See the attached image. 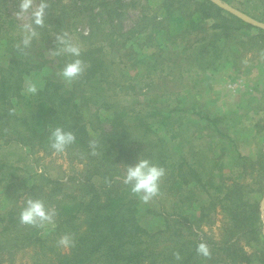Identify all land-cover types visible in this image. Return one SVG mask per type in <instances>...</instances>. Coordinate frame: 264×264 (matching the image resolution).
<instances>
[{"label": "trees", "instance_id": "1", "mask_svg": "<svg viewBox=\"0 0 264 264\" xmlns=\"http://www.w3.org/2000/svg\"><path fill=\"white\" fill-rule=\"evenodd\" d=\"M221 1L225 4L230 3V0ZM164 2V7L170 15L172 9L179 11L177 6H180L184 9L183 14L189 12L188 20L195 18L199 23L209 25V30H213L208 42L200 44V50L203 49V52L199 55L200 57L201 54L204 55L201 60L205 65L199 66L200 70H188V65H181L179 74L182 78L185 74L200 75L199 71L215 67L212 65H215L222 54L217 43L222 40L226 44L234 42L239 32L246 27H252L211 0H165ZM106 6L108 19L111 23L117 20L114 25L115 28H119V19L123 15L122 8L125 4L122 0H112ZM3 11L0 10V38L6 37L8 33L5 28L8 23L4 21V16H7ZM183 18L186 19L187 16L183 15ZM74 25V19L59 18L50 29L43 31L37 29L39 36L28 48H24L21 44L12 46V50L9 51L12 55L9 67L0 71V108H2L0 136L8 137L5 144L7 146L14 144L23 150L34 152L37 147L41 149L49 147L50 128L63 127L73 131L77 139L76 143L69 147L82 163L85 162L83 165L86 168L84 179L78 182L79 187L76 188L80 192L76 195L67 194L63 179L53 177L48 172L35 174L38 180H43L42 184L47 183V187L50 188L45 203H49L48 208L54 207L57 211L54 228L36 229V225L20 222V211L5 212L0 209V238L11 243L12 250L38 245L46 249L45 253H47V250L56 251L55 244L58 243V238L70 237L69 252H55L54 264H217V260L215 262L213 257L220 251H225L224 254L233 264L246 261L249 263V256L239 247V239L243 236L249 238L248 245L256 242L264 252L260 214V200L264 194V153H260L257 165L255 161L249 160L252 170L257 166L261 169L256 181L258 188L253 192L247 191L236 179L224 178L217 185L213 175L222 171L218 158L208 156L209 166H207L200 157L196 156L194 163L189 164L184 155L171 153L164 143L165 140L158 136L159 128L155 127H161L167 135L171 134L174 128L170 123L173 120L171 115L173 110L168 106H159V102L164 103L162 100L169 97L158 93L162 90L161 84L164 85L167 80H171L173 66L181 60V58L176 60L175 56L178 58L182 54L176 53L177 49L172 48L170 43L153 44L152 48L156 52H153L150 58H155L157 65L151 68L152 70H147V75H143L140 72L143 69L142 63L134 61L126 64L122 62V56L114 55L115 52L108 56L110 49L118 48L106 50L105 44L92 42L93 38H98L103 33L102 31L79 38L74 33ZM153 27L165 29L164 23H157ZM63 31H68L74 38L81 39L83 51L80 58L86 65L85 72L72 82V90L68 93H63L57 82L49 81L42 91L28 99L25 98L21 94L23 79L50 63L44 58L47 49L51 48L54 51L55 57L59 60V64L56 65L59 70L72 59L66 54L56 53V34ZM193 31L194 27L190 24L189 28L182 31L180 37L171 38V42L177 44L183 42L182 40L190 36L187 34ZM3 32L5 34H1ZM114 33L110 32L103 39L106 41L111 37L116 41L112 47L119 45L122 39L128 36V34L122 35L121 32L117 34V30ZM170 53L173 55L169 56ZM154 55H159L160 59L156 60L157 57ZM183 58L186 62L191 56ZM160 63L163 64L162 72L165 75L155 74L159 70ZM131 70L135 71L136 75L131 76ZM144 89H148L151 93L148 102H138L130 108L119 105L120 97L140 96L143 95ZM98 97L101 99V108L110 112L107 118L109 130L103 128L104 122L96 114L97 123L100 125L94 126V122H90L96 132V135L92 136L88 124L81 115L78 101L83 100L86 105ZM13 99L20 101L16 108L11 103ZM174 111L183 110L175 108ZM203 119L213 124L217 136L223 138L226 136L218 126L223 119H211L209 115L203 116ZM12 121L22 123L23 130L13 128ZM152 135L157 138V142L150 140ZM93 140L95 149L89 146ZM139 158H149L166 169L158 195L164 199L163 215L166 222L165 230L161 232H150L142 226L140 198L131 194L128 186L123 184L122 169L126 170V165L136 163ZM238 158L240 163L248 161L241 155H238ZM6 170L10 173H5ZM19 170L20 168L15 167L14 164L0 163V186L5 184L6 188H18L17 184L22 178L18 175ZM7 176L9 177L6 178ZM228 181L233 184L228 186L226 184ZM43 189L40 188L41 191ZM36 190L38 188H32L31 193ZM250 193H254L255 196L252 197ZM204 195L209 197V209L207 210V207L199 209L200 221L205 218L207 212L214 211L218 206L229 217L227 230L220 243L215 244L212 241L205 243L199 237V233L187 236L183 230L184 226H197V229H200L199 224L193 221L195 216L188 212L189 202L190 200L198 202ZM57 198L61 200L57 201ZM146 212H150V209L148 208ZM190 236H194L195 239L191 240ZM50 241L51 247L46 245ZM200 243L208 246L210 256L204 257L197 252ZM163 244L168 245L160 249ZM3 245L5 243L2 244L0 241V251L5 250ZM0 264H3L2 261Z\"/></svg>", "mask_w": 264, "mask_h": 264}, {"label": "rangeland", "instance_id": "2", "mask_svg": "<svg viewBox=\"0 0 264 264\" xmlns=\"http://www.w3.org/2000/svg\"><path fill=\"white\" fill-rule=\"evenodd\" d=\"M112 0H48V9L46 14V22L43 27H36V30L50 29L56 24L59 18L70 19L75 22L74 33L79 38L88 37L90 34L102 31L98 38H93L92 42L106 45L110 49L108 56L115 52V56H122V62L131 64L132 62H140L143 64L141 71L143 75H147L146 71L152 70L155 65V58L151 59L150 55L156 52L152 45L170 43L172 48H176L181 57L173 66L170 75L171 80L162 85V90L158 94H166L159 106H168L173 112L171 113L173 120L170 123L174 126L171 134L167 135L165 130L159 128L158 136L165 140L167 149L171 153H179L185 156L189 164H193L196 156L208 165V156L218 158L221 172L215 173L214 181L218 185L222 179H236L240 184L244 185L247 191H255L258 188L256 181L261 174L260 166L252 170L249 160L255 161L257 165L260 153H264V0H230L229 4L223 3L221 0H211L215 4L228 10L232 14L241 18L252 27H246L238 33L237 39L226 44L224 40L217 43L218 48L222 51L221 57L216 61L215 67L199 71L197 74H185L180 76V66L188 65V70H200L199 66L205 63L201 60L204 55L203 49L200 50V44L208 42L212 29L204 23H199L195 18L189 19V12L184 13V9L177 6L179 11L171 12V16L164 7L165 0H122L125 7L122 8L123 15L119 19L120 26L115 28L114 23L108 19V9L106 4ZM0 10L4 16V21L8 23L6 28L7 36L0 38V71L9 67L12 55L9 53L12 46L21 44L23 36V27L30 23V13H19V0H0ZM101 15V17H100ZM183 15L187 18H183ZM181 17L183 19H181ZM185 20V21H184ZM157 23H164L163 28L153 27ZM190 24L194 27V31L183 42H171V38L180 37L185 28H189ZM154 28V30H152ZM122 35L128 34L126 39H122L119 45H115L116 41L107 37L110 32ZM135 30V31H134ZM1 34H5L4 32ZM115 34V33H114ZM116 35V34H115ZM209 36V37H208ZM77 39L82 44L81 39ZM51 40V39H50ZM53 40V39H52ZM188 40V41H187ZM45 60L50 63L46 67L33 72L31 75L25 76L23 79L21 94L25 98H30L32 94H25L24 89L26 83L31 81L38 86V92L45 88L49 81L57 82L61 86L63 93L72 90V83L64 81L59 75V69L56 65L59 60L55 57L54 51L49 48L44 52ZM173 55V53H170ZM156 60L160 59L159 55H154ZM189 61H183V57H189ZM35 60V59H34ZM40 60V59H38ZM184 62V63H183ZM53 63V64H52ZM189 64L190 67H189ZM159 70L155 74L165 75L162 72L163 64L160 63ZM131 76L136 72L131 70ZM159 82V81H158ZM139 87V85H138ZM37 92V93H38ZM167 92V93H163ZM87 94V93H85ZM143 95L140 96H122L118 99L120 106L130 108L138 102L145 103L150 99L151 93L148 89H144ZM36 95V94H35ZM82 95V93H81ZM100 97L92 99V102L84 105V101H78L81 106V115L88 124L89 132L92 136L96 135L94 126H98L96 114L103 120V128L109 130L107 118L110 112L101 108ZM166 100V101H164ZM20 102V101H18ZM18 102L13 99L12 104L16 108ZM176 110H183L176 112ZM2 108H0V111ZM18 109V108H17ZM200 114V115H199ZM209 115L211 119H223L219 123V127L226 135L224 138L219 137L214 132L212 123L205 122L203 116ZM96 116V117H95ZM130 122V121H129ZM130 124H133L130 122ZM11 126L15 129L23 130L22 123L11 122ZM1 127V124H0ZM101 127V126H100ZM12 137V136H10ZM231 138V139H229ZM8 137L0 136V163L20 168L18 175L22 177L18 184V188H6L3 184L0 186V209L5 212L17 210L21 211L24 201L28 198L41 199L45 202L46 195L50 192L47 183L42 184L43 180H38L35 174H45L48 172L53 177H60L65 184L64 189L68 194H78L80 191L78 182L84 179V161L78 158L72 148L69 147L64 154H53L49 147L35 148L34 152L23 150L16 145H5ZM154 135L150 140H155ZM232 140V142H231ZM200 152V153H199ZM199 153V154H198ZM238 155L244 156L248 161H239ZM43 168V172L38 169ZM123 173L125 169H122ZM236 173L233 174L232 172ZM5 173H10L6 170ZM242 176H239V175ZM7 176L6 178H8ZM43 178V177H42ZM228 186L233 182L228 181ZM248 186V187H246ZM32 188L38 190L31 193ZM40 188H44L43 191ZM65 193V194H66ZM255 196L254 193H250ZM193 196H190L192 200ZM258 198V197H257ZM57 201L61 198H57ZM189 202V214L194 215L193 220L197 226H184L183 230L187 236L192 233H199V237L205 243L212 241L220 243L223 240L225 231L229 224V217L220 209V206L212 212H207L205 218L200 221V208L207 207L209 209V197L203 196L198 202ZM261 201V219H262V235L264 236V194ZM46 206L49 203H45ZM140 218L142 226L150 232H161L165 230L166 222L163 215L164 199L162 196L154 197L148 203L140 200ZM150 212H146L147 209ZM54 211L53 220L50 224L43 227L36 225V229L54 228L56 224V213L54 207H50ZM195 227V228H193ZM55 244L56 251L45 253L46 249L41 246H28L18 250H12L11 243L0 238L2 244L5 243V250L0 251V261L3 264H45L56 263L57 253H68V246L65 247L59 243ZM194 240V236H190ZM249 238L240 237L239 247L243 248L249 256V263L236 264H264V252L260 250V245L252 242L247 244ZM52 246L51 241L46 244ZM54 245V244H53ZM168 244H163L160 249ZM219 253V254H218ZM216 252L213 257L217 264H233L226 257L225 251ZM242 260V259H239Z\"/></svg>", "mask_w": 264, "mask_h": 264}, {"label": "clouds", "instance_id": "3", "mask_svg": "<svg viewBox=\"0 0 264 264\" xmlns=\"http://www.w3.org/2000/svg\"><path fill=\"white\" fill-rule=\"evenodd\" d=\"M48 0H19V13H30V23L23 27V36L20 41L24 48H28L39 33L36 27H43L46 22ZM209 23H212L209 21ZM57 48L56 53L66 54L72 59L66 63L59 71L58 75L66 82L72 83L78 79L86 70L82 55V45L68 31L56 34ZM25 94L35 95L38 86L28 81L24 89ZM76 135L73 131L63 127L50 128L49 147L53 154H64L69 146L76 143ZM91 148L95 149V141H91ZM43 172V168L38 169ZM166 175V169L149 158H139L136 163L126 165L123 174V184L128 186L131 194L138 196L141 201L148 203L160 194L161 180ZM54 211L49 209L43 200L28 198L24 201L20 211V222L27 225H39L43 227L50 224L53 220ZM59 243L65 247L71 244L70 237L64 236ZM197 252L204 257L210 256V251L205 243H200ZM177 259L179 256L177 255Z\"/></svg>", "mask_w": 264, "mask_h": 264}, {"label": "water", "instance_id": "4", "mask_svg": "<svg viewBox=\"0 0 264 264\" xmlns=\"http://www.w3.org/2000/svg\"><path fill=\"white\" fill-rule=\"evenodd\" d=\"M226 9V8H225Z\"/></svg>", "mask_w": 264, "mask_h": 264}]
</instances>
